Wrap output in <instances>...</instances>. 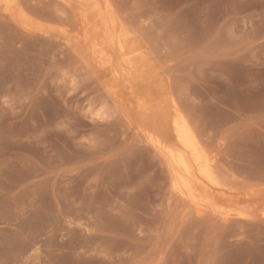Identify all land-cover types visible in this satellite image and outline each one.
Masks as SVG:
<instances>
[{
  "label": "rangeland",
  "instance_id": "rangeland-1",
  "mask_svg": "<svg viewBox=\"0 0 264 264\" xmlns=\"http://www.w3.org/2000/svg\"><path fill=\"white\" fill-rule=\"evenodd\" d=\"M174 108L225 221L144 134ZM262 211L264 0H0V264H264Z\"/></svg>",
  "mask_w": 264,
  "mask_h": 264
},
{
  "label": "bare ground",
  "instance_id": "bare-ground-1",
  "mask_svg": "<svg viewBox=\"0 0 264 264\" xmlns=\"http://www.w3.org/2000/svg\"><path fill=\"white\" fill-rule=\"evenodd\" d=\"M89 38H91V37H89ZM92 38L90 40H93ZM128 45H130V44H128ZM128 53H130V52H128ZM147 56H148V52H147ZM137 59H138V57H137ZM148 62H149V60H148ZM133 77H134V75H133ZM129 82H130V80H129ZM138 87H140V86H138ZM133 89H132V91H133ZM135 90L136 89H134V91ZM145 90H147V89H145ZM155 96H157V95H155ZM174 104L176 105V103H174ZM177 109L180 110V108H177ZM179 112H178V110H176V108H174V110H173L174 116L171 120L172 137L176 141V146L174 149L167 146L159 136H156L155 134L148 132V131H145L144 134L146 135V138H147L148 142L150 143V145L161 154V156L164 160V163L166 166L165 167L166 170L165 169L164 170H165V172L166 171L168 172V175L171 179L173 193L182 197L193 208V210L197 214L196 216H198V217H212L214 219L218 218L219 220L221 219V220L225 221L226 218H228L232 215V212H230V210L223 211V208H224L223 204L219 200H216L214 195H212L210 192H208V184H216L217 178L220 175L219 176L215 175V172L212 170L210 164H208L210 162L208 152H206L204 150V148L202 147V146H205L206 143L204 142L205 143L204 144L201 141V143H202V145H201V143L199 141L202 140V138L200 137L201 139H199L197 137L199 134L197 135V132L195 134V131L191 130V128L189 126L190 122L188 125V123L186 122L187 120H185L179 114ZM195 135H197V136H195ZM141 141H143V140H141ZM206 147L208 149V145L205 146V148ZM215 158L216 157H214V160H215ZM214 160H213V162H210V163H215L216 161L214 162ZM218 173H220V172H218ZM218 180H219V178H218ZM221 183H223V182H221ZM231 185H232V183H231ZM245 186H243L242 188L246 189ZM239 188H241V187H239ZM240 206H242V205H240ZM246 206H248V204H246ZM244 207H245V205H244ZM236 215L238 216L239 214H236ZM241 216L242 215L240 214V216H238V217H241Z\"/></svg>",
  "mask_w": 264,
  "mask_h": 264
}]
</instances>
